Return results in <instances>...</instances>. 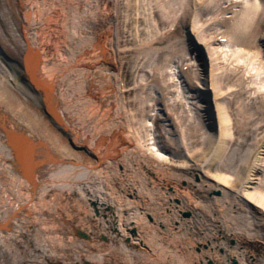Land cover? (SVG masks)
Instances as JSON below:
<instances>
[{
    "label": "rangeland",
    "instance_id": "rangeland-1",
    "mask_svg": "<svg viewBox=\"0 0 264 264\" xmlns=\"http://www.w3.org/2000/svg\"><path fill=\"white\" fill-rule=\"evenodd\" d=\"M54 1L57 5L51 7L53 10L39 11L33 23L39 45L56 69L57 88L62 95L67 94V98H62L71 102L73 109L68 117L77 121L80 134L92 140L104 132L103 135L112 136L114 131H120L133 140L132 147L123 154L115 153L120 145L118 140H107L102 145L112 144V167L121 163L123 171L127 170L122 177L140 192V202L131 208L140 209L139 231L150 247L137 253L115 243H84V248L77 250L81 258L75 254L77 251L67 247L56 258L75 263L87 257L95 264H228L223 257L227 248L221 242L225 240L237 246L249 264H264V211L241 195L245 189L256 190L264 202V182L259 179L250 184L240 179V167L235 166L234 155L229 153L234 148L230 138L239 131L232 124L228 127L231 135L217 157L208 142L191 135L195 129L206 133L211 121L203 110L207 103L202 102L198 89V83L203 81V67L205 76L210 75L212 68L204 57L207 51L215 58L213 68L217 76L227 78L225 90L244 82L243 94H228L220 100L222 104L232 103L234 117L248 116L253 129L263 124L264 114L255 111L262 107L264 88L260 85L264 82V69L262 80L257 82L258 70H247L245 60L236 58L238 46L228 36L250 0ZM204 5L213 8L205 11ZM259 13L245 32L256 33L253 45H239L242 53L248 51L255 57L257 68L264 55V26L257 23L264 22V9ZM195 25L203 29L202 40L206 44L201 48L191 46L187 36L189 27ZM239 30L243 28L240 26ZM100 39L118 67L105 73L109 76L106 81L101 80L104 72L98 50ZM80 59L92 63L90 70L75 68ZM63 71L67 72L64 78ZM249 102L255 106L246 107ZM240 104H244L241 113ZM108 109L111 116L105 118L103 113ZM262 136L252 134L251 147H256ZM172 145L185 148L176 152ZM251 147L241 154H247ZM189 150L193 159L186 156ZM210 168L230 175V186L218 185L206 177ZM259 173L264 176V167ZM108 184L117 195V185ZM176 188H180L177 193ZM29 196L21 193V197ZM54 202L58 204L56 210L51 209ZM39 204L32 217L27 215L17 224L18 235L13 237L16 247L10 253L12 257H7L9 264H42V254L36 247L42 238L44 247L58 248L59 239L71 240L74 226L88 230L97 221L86 204L60 187L45 198L47 207ZM39 212L47 217L53 212L57 222L38 219ZM54 224L56 228L49 229ZM37 227L48 237L39 234Z\"/></svg>",
    "mask_w": 264,
    "mask_h": 264
},
{
    "label": "bare ground",
    "instance_id": "bare-ground-1",
    "mask_svg": "<svg viewBox=\"0 0 264 264\" xmlns=\"http://www.w3.org/2000/svg\"><path fill=\"white\" fill-rule=\"evenodd\" d=\"M54 5H57L54 0H0V264H9L7 257L9 255L12 257L11 251L16 247L13 245L15 240L13 237L18 235L17 224L24 221L27 215L32 217V212L38 203L42 208L47 207L45 198L55 187H60L63 192L71 191L76 195L79 202L86 204L91 210L97 221H94V227L88 230L74 226L71 240L59 239L61 242L58 248L44 247L45 238H42L40 244H36L42 254L43 260L40 261L42 264H95L87 257L75 263L63 262L56 258L64 247L76 252L84 248V243L87 246L96 242L115 243L137 253L145 247L150 248L139 231L140 209L131 208L140 202V192L135 185L126 183L127 180L122 177L127 174V170L123 171L121 163L112 167L114 157L112 144L102 145L107 140H118L120 145L117 146V150L115 149V153L123 154L132 147L133 140L125 137L120 131H114L112 136L103 135L104 132L92 140L85 139L80 134L77 121L68 117V113L73 114V109L71 102H65L62 98H67V94L63 92V96L57 88L56 69L39 45L38 33H35L33 23L37 21L39 11L44 8L52 9ZM212 8L211 5L202 7L205 11H211ZM261 9H264V0H250L240 13V21L234 24L235 29L231 27L232 30L228 32V36L234 39V44L238 46L237 51L234 52L236 58L240 61L245 60L247 70L249 68L258 70L257 82L262 80L264 55L260 67L257 68L254 65L255 57L248 51L249 56L246 52L242 53L239 45H247V43L253 45L256 33L245 32L253 26L251 22L260 14ZM257 23L261 27L264 26L262 21ZM240 26L244 31L239 30ZM187 36L191 46L201 48L206 44L202 40L203 29L198 25L189 27ZM261 38L264 40V35ZM98 50L103 60L101 70L104 74L101 80L106 81L109 76L105 73L117 70L118 67L108 57L107 48L101 39L98 42ZM204 57L211 62L212 68L210 75L205 76V67H203L204 73L202 71L201 74L204 76H200L203 81L198 83V89L202 102L207 103L203 110L211 121L207 123L209 129L206 133L200 134L195 129L191 135L208 142L217 157L225 150L226 139L231 135L228 127L232 124V128H236L239 132L238 135L234 132V137L230 138L234 148L229 153L234 155L235 166L240 167L242 173L240 179L250 184L259 179L260 182H264V176L259 173L264 167V121L257 129H253L249 127L248 116L245 119L234 117L235 112L231 110L232 103L224 106L220 100L228 94H243L244 82L242 80L237 87L234 85L225 90L227 78L223 75L217 76V71L213 68L215 58L210 51L204 52ZM83 61L80 59L75 68L90 70L92 63ZM75 68L73 66V69ZM66 73L63 71V78ZM261 83L263 84L260 87L264 88V82ZM88 94H92L91 90ZM261 101V109L256 108L255 112L264 114V96L261 97ZM253 105L255 106L254 102L245 103L246 107ZM243 106L244 104H240L239 113L243 111ZM111 107L113 108L112 105ZM205 113L201 116L205 117ZM108 116H111L110 109L103 113V117L108 118ZM254 133L256 135L261 133L263 136L256 147H251L249 140ZM172 146L176 152L181 147L185 148L183 145ZM164 147L167 149L168 146L164 145ZM246 147H251L248 153L241 154ZM189 151L186 152V156L193 159L192 150ZM205 175L214 179L218 185L230 186L228 179L230 175L217 173L211 168ZM108 183L117 185L114 188L118 191L117 195L108 187ZM177 190L179 191L180 188H176V193ZM21 193H28L30 196L24 198L21 197ZM241 195L252 206L264 211L263 198L259 196L258 191L245 189ZM57 206L58 204L54 202L51 209L56 210ZM49 216L41 212L37 213L38 219L46 220L47 223L51 219L57 222L52 217L53 212L49 213ZM55 224L49 225V229L56 228ZM37 230L43 237H48L41 228L37 227ZM221 242L227 248L223 257L228 264H234L237 258L240 260L239 264H249L237 246L225 240ZM31 250L29 251L33 253L32 248ZM80 253L77 251L75 254L81 258ZM11 264L20 263L14 261Z\"/></svg>",
    "mask_w": 264,
    "mask_h": 264
},
{
    "label": "water",
    "instance_id": "water-1",
    "mask_svg": "<svg viewBox=\"0 0 264 264\" xmlns=\"http://www.w3.org/2000/svg\"><path fill=\"white\" fill-rule=\"evenodd\" d=\"M187 215H190L189 213H187ZM134 234H136L135 232H134ZM233 243H235V241H232ZM234 264H239V262L235 259L234 260Z\"/></svg>",
    "mask_w": 264,
    "mask_h": 264
}]
</instances>
